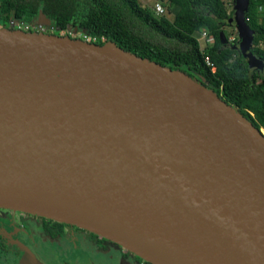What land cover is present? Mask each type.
I'll use <instances>...</instances> for the list:
<instances>
[{
    "label": "water",
    "instance_id": "water-1",
    "mask_svg": "<svg viewBox=\"0 0 264 264\" xmlns=\"http://www.w3.org/2000/svg\"><path fill=\"white\" fill-rule=\"evenodd\" d=\"M234 2L233 48L261 71L248 0ZM263 136L212 89L112 42L0 29V209L150 264H264ZM22 250L19 264H43Z\"/></svg>",
    "mask_w": 264,
    "mask_h": 264
},
{
    "label": "trees",
    "instance_id": "trees-1",
    "mask_svg": "<svg viewBox=\"0 0 264 264\" xmlns=\"http://www.w3.org/2000/svg\"><path fill=\"white\" fill-rule=\"evenodd\" d=\"M166 1L168 9L173 8L172 20L155 17L140 0H0V23L10 29L12 22L32 23L41 14L56 30L50 34L61 36L59 33L75 28L94 38L91 43L112 42L139 58L187 74L264 130V69H250L233 48L235 43L226 37L221 42L232 12L222 0ZM244 18L253 32L251 53L264 65V0H248ZM203 32L211 43L201 51L196 35ZM6 254L0 238V257Z\"/></svg>",
    "mask_w": 264,
    "mask_h": 264
},
{
    "label": "rangeland",
    "instance_id": "rangeland-1",
    "mask_svg": "<svg viewBox=\"0 0 264 264\" xmlns=\"http://www.w3.org/2000/svg\"><path fill=\"white\" fill-rule=\"evenodd\" d=\"M227 11L232 12L234 9L235 2L234 0H222ZM156 3L162 5L164 9V13L162 17H166L169 20L173 19V15L167 7L166 0H140V4L142 7L149 9L154 15L153 7ZM263 10L260 11L262 13ZM155 17H160L156 16ZM41 19V18H40ZM24 23V24H21ZM18 25H20V29L26 32H44V33H52L56 30L52 28L51 24L46 22L45 20H39V18H35L32 23H27L23 21L12 22L10 24V28L18 29ZM4 28L0 23V29ZM60 35H70L71 38H80L83 35V31H78L77 29L69 28L61 33ZM75 34L76 36L73 37ZM73 35V36H71ZM80 35V36H79ZM223 36L229 40V43H235V45L239 44V34L238 30L234 26L226 25L223 27ZM201 51L205 50V47L211 43L210 38H203L202 34L196 35ZM234 59V58H233ZM232 59V60H233ZM264 75V70L261 72ZM258 85H262L261 82H258ZM264 135V130L261 129ZM16 212L11 210H0V221L5 223V241L7 246V255L0 257V264H19V261L23 255L22 243L25 244H33L34 247H37V254L45 261L47 264H117L114 258H108V252L101 253L97 252L93 244L87 242L85 240H80L76 242L60 240L54 243H50L49 240L42 239L35 235L36 240L30 243V238L27 237L26 233L21 230V222L20 217ZM35 230L38 228L33 227ZM23 229V228H22ZM32 229L31 231H33ZM20 233V234H19ZM83 235V234H82ZM42 250V251H41ZM20 258V259H19Z\"/></svg>",
    "mask_w": 264,
    "mask_h": 264
},
{
    "label": "flooded vegetation",
    "instance_id": "flooded-vegetation-1",
    "mask_svg": "<svg viewBox=\"0 0 264 264\" xmlns=\"http://www.w3.org/2000/svg\"><path fill=\"white\" fill-rule=\"evenodd\" d=\"M14 212H16L18 215H21L20 216L21 230L24 231L27 237L29 238L32 233H35L38 235V237H40L41 242L43 238L49 240L50 243H54L60 240H65V241L67 240L68 242L71 241L72 243L73 242L77 243L79 239L85 240L87 242L92 243L94 249L97 252H101V253L108 252V258H114L117 264H150L141 257H139L138 255H136L135 253L125 249L124 247L120 246L119 244L113 241L107 240L105 238L102 239L101 236L100 239L93 238L91 236V232L87 230L81 229L79 227L70 224L60 223L47 218L31 215L28 213L17 212V211ZM59 223L62 224V226H60ZM33 227L38 228V230H35ZM5 229H6L5 223L0 221V238L2 239L3 245L7 250L6 241L4 237ZM32 229L34 230L31 231ZM34 240H36V237L35 235L32 234L31 239L29 241L30 243H32L34 242ZM22 244L26 246L40 262H42L43 264H47L37 254L38 253L36 251L37 247H34L33 244H25V243Z\"/></svg>",
    "mask_w": 264,
    "mask_h": 264
},
{
    "label": "built area",
    "instance_id": "built-area-1",
    "mask_svg": "<svg viewBox=\"0 0 264 264\" xmlns=\"http://www.w3.org/2000/svg\"><path fill=\"white\" fill-rule=\"evenodd\" d=\"M153 12L155 13L156 16H162L163 13H164V9H163V7H162L161 4L156 3V4L154 5V7H153ZM21 24H24V23H21ZM20 28H21L20 25H18V29H20ZM52 28H53V27H52ZM21 30H22V29H21ZM73 35H74V36H73ZM73 35H71V36H73V37L76 36L75 34H73ZM69 36H70V35H69ZM79 36H80V35H79ZM202 36H203V38H207V35H206L205 32L202 33ZM79 39H80V38H79ZM81 39L84 40V41H86V42H89V43H91L90 41H94V40H95L94 38H91L90 35L87 34V33L84 32V31H83V35L81 36ZM206 64H207L208 66H210L212 70H214L213 65L210 63V61H209L208 59H206Z\"/></svg>",
    "mask_w": 264,
    "mask_h": 264
},
{
    "label": "bare ground",
    "instance_id": "bare-ground-1",
    "mask_svg": "<svg viewBox=\"0 0 264 264\" xmlns=\"http://www.w3.org/2000/svg\"><path fill=\"white\" fill-rule=\"evenodd\" d=\"M263 139H264V136H263Z\"/></svg>",
    "mask_w": 264,
    "mask_h": 264
},
{
    "label": "crops",
    "instance_id": "crops-1",
    "mask_svg": "<svg viewBox=\"0 0 264 264\" xmlns=\"http://www.w3.org/2000/svg\"><path fill=\"white\" fill-rule=\"evenodd\" d=\"M41 20V19H40Z\"/></svg>",
    "mask_w": 264,
    "mask_h": 264
}]
</instances>
